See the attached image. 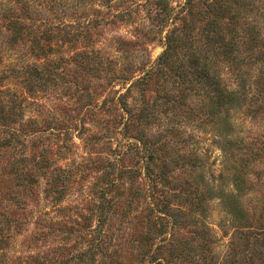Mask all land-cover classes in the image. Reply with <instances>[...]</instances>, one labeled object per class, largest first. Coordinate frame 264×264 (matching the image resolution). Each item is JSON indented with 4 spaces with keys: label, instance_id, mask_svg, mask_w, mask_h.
I'll return each instance as SVG.
<instances>
[{
    "label": "rangeland",
    "instance_id": "obj_1",
    "mask_svg": "<svg viewBox=\"0 0 264 264\" xmlns=\"http://www.w3.org/2000/svg\"><path fill=\"white\" fill-rule=\"evenodd\" d=\"M211 1L191 0L198 32L177 53L193 47L220 91L237 90L210 116L191 75L130 85L155 70L172 28L154 0H56L50 21L65 26L40 55L48 80L9 124L16 141L0 126V264H264V0H213L229 8L208 41L198 12ZM182 2L167 0L175 15ZM7 8L0 0V102Z\"/></svg>",
    "mask_w": 264,
    "mask_h": 264
},
{
    "label": "trees",
    "instance_id": "obj_2",
    "mask_svg": "<svg viewBox=\"0 0 264 264\" xmlns=\"http://www.w3.org/2000/svg\"><path fill=\"white\" fill-rule=\"evenodd\" d=\"M55 2L56 0H8V53L6 65H4L6 74L2 76L5 82L2 84L3 89L1 91V95H5V98L0 102V126H2V132L6 134L4 140L7 143L11 140L16 141L18 138L16 133L9 132L8 127H10V123H17L22 119L24 110L22 102L31 104L32 101H29L28 98L34 93V89L48 80L47 72L41 69L40 55L50 53V38L55 37L49 34L51 30L65 26L64 22L60 20L57 23L50 21L52 19L50 17L53 10L52 7ZM190 4L191 0H183L182 4L177 6L178 10L180 12L183 11V13L175 15V7L170 6L167 0H154V8L151 9V12H153L157 22H170L172 28L164 34V48L156 60L158 67L156 66L154 71H151L149 67L144 68L142 74L135 77L130 85L138 88L142 87L149 72H157L161 76L172 77L173 83L178 86L182 85L184 77L191 75L193 81L199 83L200 90L203 91L202 94H205V97L209 100L208 106L210 109L208 114L211 116L216 111L215 107H218L226 96L231 98L233 94H237V90L228 91L221 89L220 91L217 86L218 82L213 79V71L205 59L206 56H200L198 51L192 50L193 47L189 52L183 53L184 57H178L177 53L184 39L194 41L198 32L194 25V15L190 10ZM227 4L215 5L213 0L211 2H203V9L198 12L199 16L205 18L199 32L202 38H206L209 41V36L213 35L215 31L216 12L228 9L229 5ZM42 25L44 29L40 30ZM19 44H22V46L28 45V50L33 57L30 65L24 59H21ZM225 46H228L229 50L231 49L229 42ZM77 54L79 52H76ZM159 65H164L167 70H163ZM148 66H151V64ZM170 70L171 76L167 73ZM122 71V76H128V73L131 72L129 67L123 68ZM0 72L1 82L3 71ZM168 93H171L170 90L165 91V94ZM219 94H221L220 97ZM141 117L144 118L146 115L142 114ZM27 122L35 123L31 117L28 118ZM58 123H61V121L56 122V124ZM145 123L147 121L144 120ZM134 140L145 145V142H141L140 139L134 138ZM92 254L93 251L89 248L81 252L77 257L82 260L83 258L91 257ZM154 261L155 264H171L169 259L165 260L163 257L156 258ZM189 262L193 264H208L205 256L193 257Z\"/></svg>",
    "mask_w": 264,
    "mask_h": 264
}]
</instances>
